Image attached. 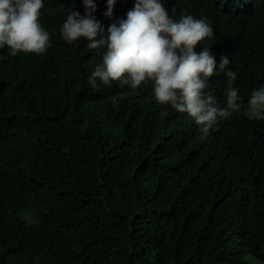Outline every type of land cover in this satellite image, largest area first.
I'll return each instance as SVG.
<instances>
[{
    "label": "trees",
    "instance_id": "16d2710c",
    "mask_svg": "<svg viewBox=\"0 0 264 264\" xmlns=\"http://www.w3.org/2000/svg\"><path fill=\"white\" fill-rule=\"evenodd\" d=\"M104 33L135 0H94ZM206 17L247 106L264 87V0H162ZM82 0H44L43 54L0 48V264H264V119L233 113L206 138L187 113L89 77L105 49L61 34ZM227 78L208 81L225 106Z\"/></svg>",
    "mask_w": 264,
    "mask_h": 264
},
{
    "label": "clouds",
    "instance_id": "9594fccd",
    "mask_svg": "<svg viewBox=\"0 0 264 264\" xmlns=\"http://www.w3.org/2000/svg\"><path fill=\"white\" fill-rule=\"evenodd\" d=\"M85 14L67 13L62 24V38L69 44L80 38L89 41V49L103 48L102 64L89 77L95 87L97 79L110 85L138 88L145 81L154 82L155 100L187 113L206 138L214 126L233 113L249 119H264V87L253 90L247 106L233 86L237 74L228 66L226 55L216 56L207 46L197 52V45L213 37L214 30L206 17L169 14L162 0H135L126 18L107 28L93 15L94 0H82ZM116 0H107L106 16L111 17ZM44 0H0V48L7 46L9 55L43 54L50 46V34L40 22ZM217 69L227 78L225 106L205 90Z\"/></svg>",
    "mask_w": 264,
    "mask_h": 264
}]
</instances>
